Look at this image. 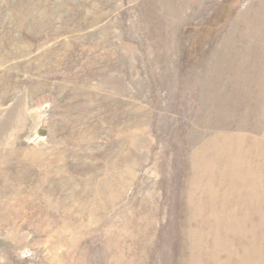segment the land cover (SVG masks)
<instances>
[{
    "label": "rangeland",
    "instance_id": "374dc122",
    "mask_svg": "<svg viewBox=\"0 0 264 264\" xmlns=\"http://www.w3.org/2000/svg\"><path fill=\"white\" fill-rule=\"evenodd\" d=\"M0 264H264V0H0Z\"/></svg>",
    "mask_w": 264,
    "mask_h": 264
}]
</instances>
